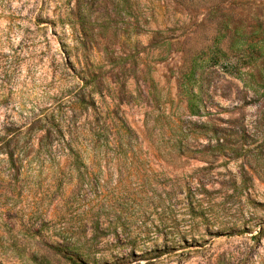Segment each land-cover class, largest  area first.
Wrapping results in <instances>:
<instances>
[{
  "label": "rangeland",
  "instance_id": "rangeland-1",
  "mask_svg": "<svg viewBox=\"0 0 264 264\" xmlns=\"http://www.w3.org/2000/svg\"><path fill=\"white\" fill-rule=\"evenodd\" d=\"M237 35L264 48V0H0V264H264V94L213 68L226 150L178 131L185 58Z\"/></svg>",
  "mask_w": 264,
  "mask_h": 264
},
{
  "label": "trees",
  "instance_id": "trees-1",
  "mask_svg": "<svg viewBox=\"0 0 264 264\" xmlns=\"http://www.w3.org/2000/svg\"><path fill=\"white\" fill-rule=\"evenodd\" d=\"M232 43L230 48L224 49L219 46V37L206 40L202 46L193 50L185 58L176 78L177 95L179 100L185 103L189 117L178 126L179 133L188 136L209 130L217 136L215 150L218 153H223L226 150L225 137L224 135L220 136V133H225V130L220 128V125L213 120L201 121L204 116H207L206 114H213L209 112L205 96H203L204 75L213 70V68L219 69L223 73L241 81L245 89L248 92H252L255 98H260L264 94V83L259 79H255L256 74L251 70L258 67V62L264 59V48L258 45L259 41L248 42L247 37L244 35H237ZM244 44H247V46L244 47ZM260 72L262 75V71ZM90 77L93 78V75H89V78L84 77L86 85H90L94 81ZM80 104L84 105L83 107L86 109L90 105H94L93 103L88 104L85 98L80 100ZM47 137L46 133L41 139L44 140ZM175 147L181 149L182 141L179 144H175ZM9 157L12 160L13 153H10ZM73 157L76 163H79L83 156H81L80 152H76ZM186 199L188 201L187 209L190 214H196L202 209V201L196 198L190 187H187ZM51 247L70 264H96L95 259L89 253L81 252L75 245L57 243Z\"/></svg>",
  "mask_w": 264,
  "mask_h": 264
}]
</instances>
